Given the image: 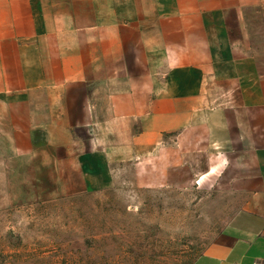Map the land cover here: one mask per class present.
Returning <instances> with one entry per match:
<instances>
[{
	"label": "crops",
	"instance_id": "0c3cea01",
	"mask_svg": "<svg viewBox=\"0 0 264 264\" xmlns=\"http://www.w3.org/2000/svg\"><path fill=\"white\" fill-rule=\"evenodd\" d=\"M214 88L256 152L242 151L240 202L190 264H264V0H0V158L71 179L83 146L188 139L219 111Z\"/></svg>",
	"mask_w": 264,
	"mask_h": 264
},
{
	"label": "rangeland",
	"instance_id": "374dc122",
	"mask_svg": "<svg viewBox=\"0 0 264 264\" xmlns=\"http://www.w3.org/2000/svg\"><path fill=\"white\" fill-rule=\"evenodd\" d=\"M212 91L207 108L220 113H204L188 139L83 146L71 179L1 157L0 264H190L240 202L242 151L256 152L255 139L242 145L244 116L241 135L226 114L229 93Z\"/></svg>",
	"mask_w": 264,
	"mask_h": 264
}]
</instances>
